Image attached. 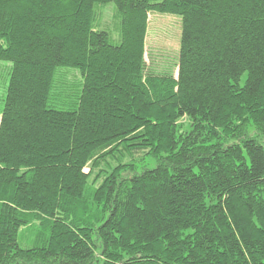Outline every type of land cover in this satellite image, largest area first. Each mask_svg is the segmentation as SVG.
<instances>
[{
	"label": "trees",
	"instance_id": "obj_1",
	"mask_svg": "<svg viewBox=\"0 0 264 264\" xmlns=\"http://www.w3.org/2000/svg\"><path fill=\"white\" fill-rule=\"evenodd\" d=\"M150 13L181 18L176 77L148 69ZM0 61V264H264V0H0ZM120 149L154 166L90 184Z\"/></svg>",
	"mask_w": 264,
	"mask_h": 264
},
{
	"label": "rangeland",
	"instance_id": "obj_2",
	"mask_svg": "<svg viewBox=\"0 0 264 264\" xmlns=\"http://www.w3.org/2000/svg\"><path fill=\"white\" fill-rule=\"evenodd\" d=\"M99 16L95 22V27L100 30L107 31L114 39H118V18L114 3L110 2L105 6L96 7ZM181 37V18L177 15L168 13H150L148 15V26L145 39V59L148 69L158 73H172L177 76V64L179 55V44ZM10 64L0 61V112L4 105L6 88L9 80ZM71 69V68H70ZM59 72L57 85L62 89L70 91V87L77 88L79 84V73L74 70L61 69ZM245 77H242L241 83ZM71 90V91H72ZM76 93L71 100L74 101ZM65 108H72L67 105ZM179 122L187 129L189 120L186 116L180 118ZM264 144V139H262ZM147 151V150H146ZM146 151L139 150L132 153L120 149L119 153L110 154L104 160L99 161L97 165L89 162L84 168L89 173V183L99 184L105 174L111 171L118 164L132 163L140 171L145 165L154 166V160L145 157ZM32 228H24L20 230L19 241L22 246H29L32 242Z\"/></svg>",
	"mask_w": 264,
	"mask_h": 264
}]
</instances>
